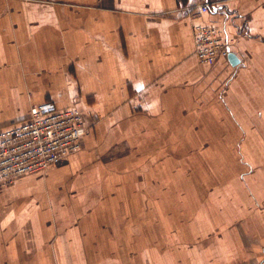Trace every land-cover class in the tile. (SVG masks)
<instances>
[{
	"label": "crops",
	"instance_id": "1",
	"mask_svg": "<svg viewBox=\"0 0 264 264\" xmlns=\"http://www.w3.org/2000/svg\"><path fill=\"white\" fill-rule=\"evenodd\" d=\"M202 1L0 0V126L51 101L90 127L0 188V264H264V0ZM201 22L235 62L197 59Z\"/></svg>",
	"mask_w": 264,
	"mask_h": 264
},
{
	"label": "built area",
	"instance_id": "2",
	"mask_svg": "<svg viewBox=\"0 0 264 264\" xmlns=\"http://www.w3.org/2000/svg\"><path fill=\"white\" fill-rule=\"evenodd\" d=\"M213 4L204 0L187 9L204 13ZM193 31L195 55L200 62L213 64L220 57H228L234 38L204 22L195 24ZM87 131L85 116L78 107H58L51 101L33 104L27 118L0 126V188L24 175L45 171L77 152Z\"/></svg>",
	"mask_w": 264,
	"mask_h": 264
},
{
	"label": "rangeland",
	"instance_id": "3",
	"mask_svg": "<svg viewBox=\"0 0 264 264\" xmlns=\"http://www.w3.org/2000/svg\"><path fill=\"white\" fill-rule=\"evenodd\" d=\"M89 128L90 127H88V131H89ZM165 182H166V180L163 181V187L167 186V183H165ZM165 197L170 198V196L164 195L163 198L165 199ZM172 213L174 214V212H167V214L164 213L167 216L168 222L166 219H165L166 223H165V221L163 222V236H167L168 234L174 235V216L171 215ZM171 218H173V220ZM150 222L151 221H148V224H147L148 231H151L150 230L151 228L154 229V226L151 227V225H149ZM157 231H158V229H157ZM167 231H168V234H166ZM148 234L151 235L152 232H148ZM154 236H157L156 233L154 234ZM172 242L165 243V240H164V243H162L160 246L162 248V255H163V261H164L163 264H174V259H172L171 255H170L172 253L171 251L174 249V242L173 243Z\"/></svg>",
	"mask_w": 264,
	"mask_h": 264
},
{
	"label": "water",
	"instance_id": "4",
	"mask_svg": "<svg viewBox=\"0 0 264 264\" xmlns=\"http://www.w3.org/2000/svg\"><path fill=\"white\" fill-rule=\"evenodd\" d=\"M228 57L231 59L232 62H235L234 60L237 59V56L234 52H229Z\"/></svg>",
	"mask_w": 264,
	"mask_h": 264
}]
</instances>
